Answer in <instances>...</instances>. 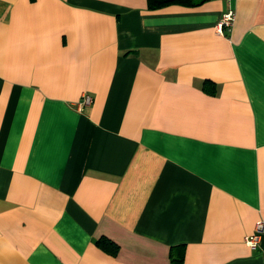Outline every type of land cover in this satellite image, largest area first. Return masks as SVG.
Returning a JSON list of instances; mask_svg holds the SVG:
<instances>
[{
  "label": "crops",
  "instance_id": "crops-1",
  "mask_svg": "<svg viewBox=\"0 0 264 264\" xmlns=\"http://www.w3.org/2000/svg\"><path fill=\"white\" fill-rule=\"evenodd\" d=\"M261 219L264 0H0V264H264Z\"/></svg>",
  "mask_w": 264,
  "mask_h": 264
},
{
  "label": "built area",
  "instance_id": "built-area-1",
  "mask_svg": "<svg viewBox=\"0 0 264 264\" xmlns=\"http://www.w3.org/2000/svg\"><path fill=\"white\" fill-rule=\"evenodd\" d=\"M234 13L229 11L222 15L220 21L218 22L217 29L222 32L223 29L229 30L233 24ZM92 102V97L88 93H84L78 102L79 108L90 105ZM262 235H264V219L256 222L251 234L244 237V243L251 249H255Z\"/></svg>",
  "mask_w": 264,
  "mask_h": 264
},
{
  "label": "trees",
  "instance_id": "trees-1",
  "mask_svg": "<svg viewBox=\"0 0 264 264\" xmlns=\"http://www.w3.org/2000/svg\"><path fill=\"white\" fill-rule=\"evenodd\" d=\"M202 1L203 0H147V8L157 9L170 4L195 6L200 4ZM99 245H102L103 249L107 250L112 255H114L117 251V246L106 238L100 239ZM182 258H183L182 252H178V254H174V252L171 250L170 253L171 264H182Z\"/></svg>",
  "mask_w": 264,
  "mask_h": 264
}]
</instances>
